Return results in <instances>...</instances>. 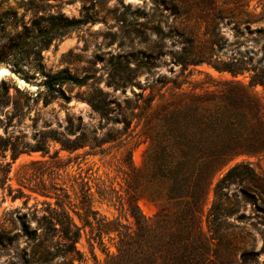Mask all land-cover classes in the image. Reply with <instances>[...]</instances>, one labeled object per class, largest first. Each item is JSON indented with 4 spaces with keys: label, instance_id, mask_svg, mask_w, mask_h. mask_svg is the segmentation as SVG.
Returning <instances> with one entry per match:
<instances>
[{
    "label": "rangeland",
    "instance_id": "1",
    "mask_svg": "<svg viewBox=\"0 0 264 264\" xmlns=\"http://www.w3.org/2000/svg\"><path fill=\"white\" fill-rule=\"evenodd\" d=\"M46 12L91 20L34 59L23 34ZM182 57L206 62L183 66ZM0 59V68L11 72L17 59L27 70L43 71L31 81L0 75V264H61L56 211L80 227L76 247L83 257L74 264H103L117 252L119 232L135 229L126 202V148L133 147L140 167L148 144L139 136L137 105L151 96L156 102L172 87L169 80L212 88L206 75L249 84L255 72L264 73V0H0ZM223 63L239 72L213 66ZM63 70L79 81L62 86L69 101L52 98L43 85ZM253 88L264 103V85ZM243 160L257 175L225 188L209 216L217 181ZM258 186L264 188V154L235 157L215 171L203 209V228L216 237L212 264H264ZM138 204L147 216L157 211L147 199ZM49 226L59 243L52 261L26 232Z\"/></svg>",
    "mask_w": 264,
    "mask_h": 264
},
{
    "label": "trees",
    "instance_id": "2",
    "mask_svg": "<svg viewBox=\"0 0 264 264\" xmlns=\"http://www.w3.org/2000/svg\"><path fill=\"white\" fill-rule=\"evenodd\" d=\"M90 20L88 15L70 17L62 12L36 15L23 34L29 55L42 59L43 50L55 39ZM179 60L183 66L206 62L203 57ZM11 63L12 72L26 81L43 73L38 68L27 70L18 59ZM213 66L232 74L240 69L232 63ZM170 81L172 87L161 93L156 102L151 96L143 106L137 105V117L142 121L139 136L148 144L140 167L133 163V147L126 148V202L135 229L127 227L119 232L117 252L109 253L103 264H212L217 255L213 249L216 237L203 228V209L212 177L235 157L264 154V103L253 88L258 83L264 85V73L255 72L249 84L215 81L206 75L204 83L212 88L193 85L187 89L184 82ZM68 82L79 81L63 70L47 75L43 85L48 93L55 94L52 98L69 101L62 88ZM255 175L256 170L245 160L228 168L215 185V202L209 216L220 207L225 188ZM257 188L264 194L262 186ZM141 199L157 206L153 216L143 213L138 204ZM53 219L62 238L65 259L61 264L80 262L83 255L76 247L80 227L64 211L54 212ZM26 232L31 237L34 234L32 238L45 253L44 259L52 261L53 248L59 243L52 242L51 227L40 234L38 229Z\"/></svg>",
    "mask_w": 264,
    "mask_h": 264
},
{
    "label": "bare ground",
    "instance_id": "3",
    "mask_svg": "<svg viewBox=\"0 0 264 264\" xmlns=\"http://www.w3.org/2000/svg\"><path fill=\"white\" fill-rule=\"evenodd\" d=\"M9 73H10V72H9V70H8L7 68H4V67L0 68V75L9 74ZM20 82H21L22 84L24 83L23 80H20Z\"/></svg>",
    "mask_w": 264,
    "mask_h": 264
},
{
    "label": "water",
    "instance_id": "4",
    "mask_svg": "<svg viewBox=\"0 0 264 264\" xmlns=\"http://www.w3.org/2000/svg\"><path fill=\"white\" fill-rule=\"evenodd\" d=\"M9 72L11 73V74H13V75H15L16 76V74H14L13 72H11L10 70H9ZM19 80H22L21 78H19Z\"/></svg>",
    "mask_w": 264,
    "mask_h": 264
}]
</instances>
